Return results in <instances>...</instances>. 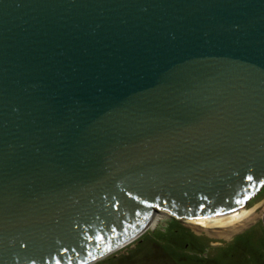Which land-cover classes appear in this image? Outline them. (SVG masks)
Segmentation results:
<instances>
[{
	"label": "water",
	"instance_id": "obj_1",
	"mask_svg": "<svg viewBox=\"0 0 264 264\" xmlns=\"http://www.w3.org/2000/svg\"><path fill=\"white\" fill-rule=\"evenodd\" d=\"M262 184L264 0H0V264H86Z\"/></svg>",
	"mask_w": 264,
	"mask_h": 264
},
{
	"label": "rangeland",
	"instance_id": "obj_2",
	"mask_svg": "<svg viewBox=\"0 0 264 264\" xmlns=\"http://www.w3.org/2000/svg\"><path fill=\"white\" fill-rule=\"evenodd\" d=\"M242 204L237 209L251 210V218L225 236L197 230L187 224V217L176 218L166 210L156 209L152 213L164 211L168 215L148 225L128 243L86 264H178L175 258L181 245L187 243L188 250L191 243L194 245L192 257L211 258V264H264V184Z\"/></svg>",
	"mask_w": 264,
	"mask_h": 264
},
{
	"label": "bare ground",
	"instance_id": "obj_3",
	"mask_svg": "<svg viewBox=\"0 0 264 264\" xmlns=\"http://www.w3.org/2000/svg\"><path fill=\"white\" fill-rule=\"evenodd\" d=\"M241 207V206H240ZM239 208V207H238ZM160 209V208H158ZM164 210V209H161ZM154 210H152L153 212ZM146 220V225H155L160 218L168 215L164 211L152 213ZM253 213V212H252ZM186 221L192 228L203 229L208 232H213L214 235H227L230 232L244 225L251 218V210L245 211L244 208L232 209L222 213L203 215V216H188Z\"/></svg>",
	"mask_w": 264,
	"mask_h": 264
},
{
	"label": "flooded vegetation",
	"instance_id": "obj_4",
	"mask_svg": "<svg viewBox=\"0 0 264 264\" xmlns=\"http://www.w3.org/2000/svg\"><path fill=\"white\" fill-rule=\"evenodd\" d=\"M188 245H189L188 243L186 244V246L184 244L181 245V247H180L181 249L179 250L180 254L177 256V258H175V259L179 260L178 264L181 263L180 261H182L183 264H211V258L205 259V258H200V257H197V258L192 257L193 255L191 253L193 252L192 248H194V245L191 243L189 250L187 249ZM162 256H165V255H162ZM162 256H161V258H162ZM161 260H163V258ZM131 261L133 262L134 260L132 259ZM157 262H159V260Z\"/></svg>",
	"mask_w": 264,
	"mask_h": 264
}]
</instances>
